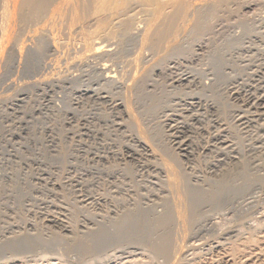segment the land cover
I'll return each instance as SVG.
<instances>
[{
	"label": "rangeland",
	"instance_id": "obj_1",
	"mask_svg": "<svg viewBox=\"0 0 264 264\" xmlns=\"http://www.w3.org/2000/svg\"><path fill=\"white\" fill-rule=\"evenodd\" d=\"M140 9L141 8L139 7H136V9L133 8L132 11L128 13L129 15L127 17H134L137 18L140 22L142 21L145 23L144 20L146 16L142 13V11L140 12ZM261 11L262 12H258V14L255 15L252 12L243 16L235 14L220 15L222 18H220L221 20L218 18L219 20L217 19L215 21L213 32H211L212 30H210L209 32L204 31L203 35H206L203 36V38L198 39L196 42H193V40H191L189 41L190 43L188 42L189 45L188 43L183 45L184 48H186L185 46L187 45L189 47L191 46V51L187 46L186 51H184V48V50H182L184 53L181 52L179 55L173 56V58L169 59L168 61L166 60V62H160V64L159 60L156 59L155 56L150 54L151 56H153L151 57L149 56L150 52L145 51V53L147 54H145V57L147 58L145 59L144 57L143 61L138 63V66L134 64L132 65V62L134 63V61L136 60L135 58L139 54L138 52L140 51V45L137 44L134 40L126 41L125 47L123 46L124 49L121 48L115 51V55H113L114 59L113 57L108 58L105 60V63L104 61H102L101 64L99 63L100 67L102 68H104L103 66L108 65L112 68L111 69L109 67L111 71H116V73L119 72L118 81L120 82H118L114 86L106 88H104V82L101 77H96L97 79L95 78V76H98L96 71L99 69V66H95L94 69L93 65L95 64H92L91 66L89 62V66L86 64L82 67L78 66V68L76 69L75 66L69 65V63L76 59L78 55L74 52V50L68 51V41H65L67 42L65 43L61 38V40H59L61 42L56 41V43L59 42V45L61 47L60 52L62 54L60 56H57L58 53L54 55L52 54L53 52H49L50 50L54 51V48H51L54 42L52 39L53 37L49 35L50 33L52 35V32H50L52 31L51 26H45L44 29L47 30H44L42 27L40 30L39 27H37L36 32L37 35L39 34L38 36L41 38L40 43L49 45V47L47 46L46 50H44V48H42V50H39L36 45L33 46L35 50L32 49V53H34L35 56L31 53V57L27 59V63L25 66L26 68L24 70L25 74H27L28 76L24 75L22 68V70L20 71V73L22 74H19L18 76L16 73V78L18 76L17 81H15L16 78H14L15 80H12L15 76H13V74H15V72L17 71L15 70V68L17 69V63L8 62L2 64L0 67V264H163V260L159 259L160 257L155 258L156 255L152 252L150 246L148 247L145 241H142L143 244L141 243V241H139L141 240V235H145L141 232L143 231V229H139L138 231L137 229H134V231L130 234L131 237L128 236L129 234L125 235L119 233V235L121 234L119 239V235L116 236V238L113 237V240H111V242L109 241L107 243L101 244L102 247L98 245L100 248H97L98 246H95L90 236L92 229H94L96 225L95 221L92 222L93 218L92 215H90L92 212H95V208L88 205V196H95L98 198L106 197V200H109L107 203H111L108 205L110 209L107 205H105V209V207H103L104 204L101 203L103 204V206L96 207L98 210L96 212L102 214L103 212L101 211L103 208V210L105 209V213L103 214H106L107 210L109 209L110 212L109 210L108 212L110 217L108 221L112 220L113 224H115L112 225V221L110 223H106L108 226H110H107L108 228H113L114 230L117 222V214L119 215L121 211L123 212L121 206L116 205L118 206L117 208L114 205L117 200H120L119 198L122 197V200H128L129 198L130 200H133V197L134 199L137 198L140 202L139 204H141V206H144H142L143 210H146L149 206L148 204H151L148 199L154 196V194L157 195L159 193H162L161 190L168 191V189H162L163 185H165L166 183L165 180L167 178H165V176L160 177L157 173L156 168H153L154 162L156 161H153L152 158L149 159V157H147V153L140 150L141 148L134 142V139L136 138L135 136H139L140 134L137 131L142 130V134L146 133L144 134V136L142 134L141 135L145 139H147V141L150 140L152 142L153 138L154 140L157 139L155 140V142L158 147L156 146L155 148H157L156 151L158 152V159L161 160L160 162H162L165 151L167 152L168 150V152L172 154H178L175 148L169 142L172 135H174L175 133H173L172 131L173 127L175 125H179V127L183 125L184 127L186 126L185 128H187L188 131V136H186L193 143H195L193 145V149L195 151L194 153H196L195 166L197 165L198 167H196V170L201 168L199 171L197 170L199 173L196 171V175H202L200 176V178H202L201 182L203 180V182L206 183L205 179H208L207 183L214 186L219 184V181L217 180L218 178L220 180V177L218 176V172L213 173V170H211L212 168H209V165L210 167H213L211 164L216 165L219 161H221L220 156H223L220 154L222 152L226 153V149L229 153L232 151V149L226 147H223L224 149H220L222 148L220 146L218 147V149L213 147L212 151L207 153L208 155H202V148L200 147L207 146L208 144L213 145V136H216L217 134L228 137L227 139L232 142L234 148L243 155L244 159L249 162L250 166H255L260 162V164H263L264 167V113L261 112L260 116H258V119L257 116L254 115L255 110L251 109L249 106H246L247 94L250 91H254L253 93H255L258 90L256 92L257 94L264 93V76L260 74L264 69V24L260 22V18L264 16V8L261 7ZM55 15L57 16L55 17ZM55 15V20L59 21L65 19L63 14L59 12H57ZM115 21L113 24H119L118 20ZM143 25L144 24H142L141 27H144ZM41 31L43 33H41L40 35L39 32ZM46 31L48 34H44V32ZM87 31L94 32L95 29L88 28ZM102 32L106 33L105 31ZM102 32L101 34L97 32V40H103L105 42L108 41L109 37L107 33L104 35ZM73 37L76 41L75 42L73 40L71 42L72 44H74L73 47L75 46L76 49H81V32L76 33ZM42 39L44 41H42ZM63 39L67 40L64 35ZM260 39H262V41ZM111 42L113 43V41ZM31 44L33 45L34 43H30L29 49L32 46ZM199 45H201L206 51L204 49L202 51H198L197 46ZM115 48H117V45ZM122 49L123 51H121ZM187 49L190 51V53L189 51H187ZM185 52H187L188 54ZM116 53H118L119 55ZM116 55H118V57ZM65 59L71 62H64ZM127 60L131 61H129L128 64L133 67L130 66L129 68V66L126 64ZM154 60H158L156 61L158 63L154 62ZM239 62L240 64H238ZM44 64L48 65L49 67H46V65ZM56 66L59 67V72L56 70ZM127 66L129 70H127ZM135 67H139L140 69H135ZM147 69L149 75L146 74ZM54 70L56 71L54 72ZM94 71L96 73H93ZM141 72L143 73L142 76ZM58 73L60 74L58 75ZM43 74H45L46 77ZM182 74L188 75L192 79L195 78L194 80H190L188 82H195L193 84L188 82L185 83V81L184 83H180L178 80L183 76ZM22 75L23 78L21 79ZM50 75L53 78L48 77ZM60 75L63 77V79ZM24 76L26 77V79ZM75 76H78L81 80L78 77L74 79ZM82 76H85L86 78H82ZM89 76L91 78H89ZM176 76L179 78H176ZM57 77L59 78V80ZM137 77L139 78L137 79ZM19 78L20 80H18ZM46 78L48 81L46 80ZM67 78H70L73 81H70V79ZM86 79L90 81L91 84L86 81ZM98 79H100V82L97 81ZM140 79L143 81H140ZM40 80L41 83H39ZM56 80L59 82H57ZM65 80L67 82H64ZM13 81L15 83L17 82V87L14 85ZM20 81L21 84H19ZM139 81L141 84L138 83ZM177 81L180 84L177 83ZM44 82L47 83L49 87ZM56 82L57 84H59V86L56 84ZM96 82L100 83V85ZM55 84L57 86L54 88ZM78 84L79 86L77 87ZM14 86L17 88V90L14 88ZM132 86L134 88H132ZM208 86L210 87V89ZM90 87L94 92H96L100 87V89L98 90L99 93H97L98 91L96 92L97 94L94 92L93 93L97 96L106 94L107 96L105 97H107L108 103L107 101H100L97 99L95 100L89 98L88 96H81L78 94L79 92L86 90L92 92ZM138 87H143V90L141 88L137 89ZM131 88L133 89L132 92H134V94L132 95L133 103L135 104L131 105L134 106L131 107V110H133L134 112H132L133 116L129 117L130 115H125L123 109H121L120 107L118 108V105L120 103H123L124 105L125 103H127L126 101L128 100L125 95L128 93H132L130 90ZM205 88L207 90H205ZM232 88L234 89V91L239 92V95L235 96L236 98L232 96V93H230ZM182 89L184 92L182 91ZM17 91L18 93H16ZM72 91L74 92L72 93ZM20 92H22L21 95L24 96L19 98ZM146 95L147 97H145ZM10 96L12 97V99ZM19 99H24V101L20 103V101H18ZM191 102L194 104V106H192L193 104H191ZM197 102H199L201 105L199 103L195 105V103ZM149 104L153 106L151 107ZM148 108L152 111H150ZM168 114H170V116H168ZM134 116H136L137 118ZM238 116L248 117V119L252 120L251 124L249 126L241 125V123L237 120ZM128 117L129 119H127ZM92 118H94V120ZM101 118H103L104 120H102ZM131 118L133 119L134 124L132 123ZM84 122L85 124H83ZM138 123L139 126L136 125ZM170 126L172 128H170ZM150 133L155 135L153 136ZM257 133L259 134L257 135ZM101 136L103 137L101 138ZM210 136L212 137V139ZM103 141H106L105 144L108 142L107 145L109 144L108 148L110 149L111 154L108 155L109 158L107 159V164L105 162H101V164L103 165L102 167H100L101 164L94 161L92 155L97 154L98 152H103V149L101 147V145L104 143ZM159 141L162 143H159ZM160 145H163L164 148H160ZM130 146L133 147L132 149L138 151V156L134 159L128 158V155L125 152V148ZM164 149L166 150L164 151ZM179 160L181 162H178V159L176 161L179 163L178 166H176L177 164H175V162L173 161H171L172 164H170H174L173 166L179 168L177 169L178 171L185 172L187 169L186 163L181 157L179 158ZM229 163L226 162L224 165L221 164L222 167H220L227 169L229 167ZM254 166L251 167L253 168ZM263 167L260 168L261 170L256 169L260 171H257V173L255 170H252L254 171V174H264ZM108 168H110L111 171ZM208 169L210 170V172L216 175L211 176L212 173L208 172ZM107 170H109L108 173ZM113 170L115 172H113ZM201 170L203 174L200 172ZM96 172H99V176L98 174H96ZM106 174L108 177L106 176ZM95 175H97V177ZM203 175H205L206 177ZM154 176H158L163 179H157L154 178ZM159 179L160 182H158ZM121 181L123 182L121 183ZM129 181L131 182L129 183ZM162 181L163 183H161ZM214 181L217 183L216 185ZM160 185L162 187H160ZM256 185L253 186L255 189L253 187H249L247 188V190L245 189V195L240 193L235 194L234 190H228L229 194H227V199L224 200L221 206H218L217 208L211 207L210 209L208 205L207 206L209 208L205 206L206 215L203 219H201L200 222H198L199 224H196L197 226L194 227L195 231L194 229H192V234H189V236L185 238L184 251L185 248L186 251L183 252V257H180L182 258V260L179 259L180 261L178 260L176 264H216L217 262L215 261V255H217L216 246L218 242L225 244L227 242V244L229 243L230 245H232V243H238L240 241H243V239H249V236L250 238L251 236H253L252 239H257V237L258 239H260L261 237H263L264 183L262 184L261 182L257 186ZM121 186L125 188L122 189ZM131 187L135 188L134 191H132L133 188ZM144 187L146 188L144 189ZM155 187L157 188L158 193L155 190ZM145 190H147V192ZM108 192L110 193V195ZM132 192H134V195H132ZM140 192H142V195L140 194ZM143 192H145L146 194ZM143 194H145L146 197ZM149 195L152 196H150L149 198ZM110 196L114 200L117 198V200L112 203L114 200H112ZM140 196L145 198L142 199V197ZM113 206H115L114 208L116 210L112 208ZM219 207H221L222 209ZM50 218L62 220L66 222L65 224L68 227L72 226L71 228H73V230L76 229L73 234L76 236L68 234L62 228L55 227L52 224H49L47 221ZM90 218L92 220H90ZM98 220H100V218H98ZM78 230L81 231L79 232ZM224 232L226 234H223ZM227 234L231 236V239ZM37 235H39L40 239L43 240L42 242L35 240ZM123 235H125L126 237L124 236L125 238H122ZM235 235H237L239 238L235 237ZM87 236H89L88 240H86ZM225 237L226 239L228 237L229 238L226 240ZM229 239L231 240V242H229ZM33 240L35 242H33ZM223 240L225 241L223 242ZM89 242L91 243V245L89 244ZM85 245L86 247H84ZM95 247L96 249H94V251L93 248ZM91 249L93 250V253ZM87 250L89 252H87L88 255L85 254ZM188 252L191 253L189 254L191 255L192 259L190 258ZM146 253L148 254L146 255ZM186 254L188 255L186 256ZM263 254L264 252L262 253V261H264ZM192 255L194 256V258Z\"/></svg>",
	"mask_w": 264,
	"mask_h": 264
},
{
	"label": "bare ground",
	"instance_id": "obj_2",
	"mask_svg": "<svg viewBox=\"0 0 264 264\" xmlns=\"http://www.w3.org/2000/svg\"><path fill=\"white\" fill-rule=\"evenodd\" d=\"M141 8L140 12L142 11L143 14H145L146 18H145V23L144 22H140L137 18L134 17H127L130 11H132L133 8L136 9V7ZM261 7L264 8V0H0V67L2 64L8 63V62H13V63H17V69L15 68V70H17L15 72V74H13V79L16 78V73L19 76L20 71L23 68V72L24 75L28 76L27 74H25V66L27 63V59L31 57V53H32V49H34V45H36V47L39 50H42V48H44V50L47 49V46L49 47V45H45V44H41V38L37 35L36 32V28L39 27V29L41 30V27L44 29L45 26L49 25L51 26V30L50 32H52L49 34L51 37H53V44L51 46V48H54V51H49V52H53L52 54L57 56L61 55L62 53L60 52V45H59V40L62 39V41H68L67 47H68V51H73L78 55L76 57V59H74L72 62L71 61H67V59L64 60L67 61V63H69V65H73L75 66V68L77 69L78 66L82 67L83 65H88L89 62L92 66L93 65L94 69L95 66L98 67L97 69V75L95 76V78L97 77H101L103 79V85L106 87H110V86H114L116 85L118 82V74L119 72L116 73L110 70V66L105 65L103 66L104 68L100 67V64L102 63V61L108 59V58H112L113 55H115V51H117V49H121L123 48V46L125 47V42L129 41V40H134L137 44L140 45V51L138 52V56L136 57L135 55V61L134 63L132 62V65H136L138 66V63L143 61L144 57H145V51H149V56L153 55L156 57V59L159 60V64L160 62H166V60L168 61L169 59L173 58V56L175 55H179L181 52H183L182 50L186 51L187 46L189 45V41L193 40V42L197 41L198 39L203 38V36H205L207 32H205L203 35L204 31H210L211 32L214 31V25H215V21L219 18H222L220 15H225V14H235V15H246L250 12H252L254 15L258 14V12H262L261 11ZM59 12L61 14H63L65 19L62 20H55L54 19V15ZM251 13V14H252ZM250 14V15H251ZM59 15V14H58ZM57 15H55L56 17ZM220 16V17H219ZM253 16V15H252ZM263 16V15H262ZM59 17V16H58ZM245 17V16H244ZM248 18V17H247ZM253 18V17H252ZM61 19V18H59ZM218 19V20H219ZM115 20L119 21V24L115 25L113 24ZM221 20V19H220ZM116 22V21H115ZM260 22L262 24H264V16L260 18ZM144 24V27H141V25ZM228 26V25H227ZM230 26V25H229ZM237 26V25H236ZM213 27V28H212ZM240 27V26H239ZM88 28H94L95 31L94 32H89L87 31ZM260 28V27H259ZM42 29V30H43ZM216 29V28H215ZM47 30V29H44ZM102 31H105L109 37L108 41H99L97 40V35L99 32L101 34ZM255 31V30H254ZM78 32H81L82 34V39H81V43H82V48L81 49H76V47L72 44L71 42L74 40V35ZM237 32V31H236ZM40 35L41 33H43L42 31L39 32ZM47 33L44 32V34ZM103 33V32H102ZM106 33H103L104 35ZM48 34V33H47ZM100 34H99V38H100ZM102 34V35H103ZM211 34V33H210ZM259 34V33H257ZM63 35L67 38V40L63 39ZM49 36V37H50ZM227 36V35H226ZM81 37V36H80ZM102 37H106V36H102ZM61 38V39H60ZM98 38V39H99ZM208 38V37H207ZM219 40V38H218ZM262 41V39H260ZM42 41H44L42 39ZM47 41V40H46ZM56 41H59L58 43H56ZM75 41V40H74ZM113 41V43L111 42ZM231 41V40H230ZM234 41V40H233ZM240 41V40H239ZM76 42V41H75ZM74 42V43H75ZM189 42V43H188ZM192 42V43H193ZM251 42V41H250ZM30 43H34L30 49H29V45ZM67 43V42H65ZM79 43V42H78ZM108 43V44H107ZM187 46H185L186 48H184V44H187ZM191 43V44H192ZM244 43V42H243ZM47 44V43H46ZM234 44V43H233ZM238 44V43H237ZM252 44V43H251ZM116 47L117 45V48ZM232 45V44H231ZM135 46V45H134ZM241 46V45H240ZM247 46V45H246ZM33 47V48H32ZM136 47V46H135ZM189 47V46H188ZM198 47V51H202L204 48L199 45ZM36 48V49H37ZM184 48V49H183ZM192 48L191 46L189 47V49ZM124 49V48H123ZM123 49L121 51H123ZM217 49V46H216ZM241 49V48H240ZM31 50V51H30ZM35 50V49H34ZM33 50V51H34ZM49 50V49H48ZM78 50V51H77ZM193 50V49H192ZM205 50V49H204ZM187 51H189L187 49ZM191 51V49H190ZM189 51V53H190ZM206 51V50H205ZM214 51V50H213ZM212 51V52H213ZM38 52V51H36ZM45 52V51H44ZM125 52V50H124ZM123 52V53H124ZM133 52V51H132ZM131 52V53H132ZM137 52V51H136ZM47 53V52H46ZM60 53V54H59ZM144 53V56H143ZM148 53V52H147ZM184 53V52H183ZM187 53V52H185ZM208 53V52H207ZM216 53V52H215ZM34 55V53H32ZM36 54V53H35ZM42 54V52H41ZM39 54V55H41ZM118 54V53H116ZM135 54V53H134ZM151 54V55H150ZM188 54V53H187ZM244 54V53H243ZM32 55V56H33ZM37 55V54H36ZM119 55V54H118ZM118 55H116L118 57ZM147 55V54H146ZM35 56V55H34ZM73 56V55H72ZM115 56V58H116ZM151 56V57H153ZM234 56V55H233ZM238 56V55H237ZM40 57V56H39ZM129 57V56H128ZM134 57V55H133ZM142 57V58H141ZM147 57H145L146 59ZM40 59V58H39ZM42 59V58H41ZM59 59V58H56ZM114 59V57H113ZM132 59V58H130ZM154 59V58H153ZM176 59V58H175ZM232 59V58H231ZM245 59V57H244ZM61 60V59H60ZM72 60V59H71ZM156 60V61H158ZM201 60V59H200ZM261 60V59H260ZM45 61V60H43ZM113 61V60H111ZM130 61V60H129ZM127 60V65L130 66L128 64L129 62ZM146 61V60H145ZM149 61V60H148ZM152 61V60H151ZM154 60V62H156ZM244 61V60H243ZM250 61V60H249ZM110 62V60H109ZM131 62V61H130ZM150 62V61H149ZM190 62V61H189ZM202 62V61H201ZM260 62V61H259ZM31 63V62H30ZM36 63V62H35ZM46 63V62H44ZM100 63V64H99ZM158 63V62H156ZM188 63V62H187ZM219 63V62H218ZM235 63V61H234ZM43 64V63H42ZM107 64V63H106ZM125 64V65H126ZM143 64V63H142ZM147 64V62H146ZM170 64V63H169ZM201 64V63H200ZM203 64V63H202ZM227 64V63H226ZM240 64V62L238 63ZM46 65V64H44ZM194 65V64H193ZM48 65H46L47 67ZM89 66V65H88ZM87 66V67H88ZM127 66V68H128ZM149 66V65H148ZM160 66V65H159ZM176 66V65H174ZM251 66V65H250ZM49 67V66H48ZM55 67V66H54ZM53 67V68H54ZM86 67V66H85ZM110 67V68H109ZM133 67V66H131ZM140 67V65H139ZM139 67H137L138 69H140ZM151 67V66H150ZM156 67V66H154ZM158 67V66H157ZM233 67V66H232ZM240 67V66H239ZM58 68L56 66V70L58 71ZM61 68V67H60ZM92 68V69H93ZM115 68V67H114ZM126 68V69H127ZM129 68L127 70H129ZM135 67V69H137ZM146 68V66H145ZM161 68V67H160ZM174 68V67H173ZM187 68V67H186ZM210 68V67H209ZM221 68V67H219ZM2 69V68H1ZM112 69V68H111ZM14 70V69H12ZM48 70V68H47ZM46 70V71H47ZM54 70V72L56 71ZM60 70V69H59ZM114 70V69H113ZM132 70V69H131ZM145 70V69H144ZM31 71V69H30ZM39 71V70H38ZM44 71V72H46ZM53 71V70H52ZM93 71V70H91ZM134 71V70H133ZM136 71V70H135ZM143 71V70H142ZM147 71V75L148 74V69ZM153 71V70H152ZM258 71V70H257ZM13 72V73H14ZM43 72V73H44ZM53 72V73H54ZM59 72V71H58ZM95 71L93 73H96ZM122 72V71H121ZM126 72V71H125ZM145 72V71H144ZM151 72V71H149ZM230 72V71H229ZM249 72V71H248ZM261 72V71H260ZM91 73V72H90ZM92 73V74H93ZM49 74V73H48ZM60 73H58L59 75ZM145 74V75H146ZM195 74V73H194ZM262 76H264V69L263 72L260 73ZM45 76V74H43ZM42 75V76H43ZM47 75V74H46ZM89 75V74H88ZM87 75V76H88ZM95 75V74H94ZM135 75V73H134ZM140 75V74H139ZM138 75V76H139ZM143 75V73L141 72V76ZM175 75V74H174ZM173 75V76H174ZM179 75V74H178ZM183 75V74H182ZM232 75V74H231ZM257 75V74H256ZM17 76V78H18ZM35 76V74H34ZM61 76V75H60ZM72 76V75H71ZM152 76V75H151ZM170 76V75H169ZM25 77V76H24ZM30 77V75H29ZM46 77V76H45ZM53 78L51 75L48 76ZM47 77V78H48ZM59 77V76H58ZM57 77V78H58ZM62 77V76H61ZM68 77V76H67ZM78 77V76H77ZM75 76L74 79L77 78ZM85 77V76H84ZM82 76V78H84ZM94 77V76H92ZM134 77V76H132ZM131 77V78H132ZM136 77V75H135ZM181 77V75H180ZM17 78L15 81H17ZM23 78V75L21 76V79ZM40 78V77H39ZM42 78V77H41ZM46 78V80H47ZM49 78V79H51ZM55 78V79H57ZM65 78V77H64ZM79 78V77H78ZM86 78V77H85ZM88 78V77H87ZM89 78H91L89 76ZM96 78V79H97ZM120 78V77H119ZM139 77H137L138 79ZM147 78V76H146ZM149 78V77H148ZM176 78H179L176 76ZM26 79V77H25ZM38 79V78H37ZM43 79V78H42ZM41 79V80H42ZM61 79V78H60ZM63 79V77H62ZM70 79V78H67ZM80 79V78H79ZM93 79V78H92ZM136 79V80H137ZM195 78H191L188 75H183L179 80L180 83H185L190 81V80H194ZM247 79V78H246ZM20 80V78L18 79ZM39 80V79H38ZM41 80L39 83H41ZM45 80V79H44ZM43 80V81H44ZM59 80V78H58ZM81 80V79H80ZM79 80V82H80ZM83 80V79H82ZM100 79H98L97 81H99ZM133 80V79H132ZM147 80V79H146ZM145 80V81H146ZM197 80V79H196ZM11 81V80H10ZM48 81V80H47ZM54 81V80H52ZM57 81V80H56ZM70 81H73L70 79ZM86 81H88L86 79ZM95 81V80H94ZM140 81H143L140 79ZM140 81L138 82L139 84ZM152 81V80H151ZM177 81V83H179ZM14 82V81H13ZM19 82V81H18ZM27 82V81H25ZM46 82V81H45ZM44 82V83H45ZM59 82V81H57ZM56 82V84H57ZM64 82H67L66 80ZM90 84L91 82L88 81ZM100 82V81H99ZM129 82V81H128ZM161 82V81H160ZM193 82V81H192ZM195 82V81H194ZM193 82V83H194ZM17 83V82H16ZM16 83L14 82V85L17 87L18 85H16ZM43 83V84H44ZM71 83V82H70ZM74 83V82H73ZM77 83V82H76ZM75 83V84H76ZM83 83V81H82ZM87 83V82H86ZM95 83V82H94ZM98 83V82H96ZM102 83V82H101ZM130 83V82H129ZM135 83V82H134ZM145 83V82H144ZM147 83V82H146ZM162 83V82H161ZM179 83V84H180ZM191 83V82H188ZM191 83V84H193ZM206 83V82H205ZM21 84V81L20 83ZM47 84V83H45ZM54 86V88L59 84H57ZM63 84V83H61ZM93 84V83H92ZM100 85V83H98ZM123 84V83H122ZM136 84V83H135ZM143 84V83H142ZM243 84V83H242ZM42 85V84H41ZM48 85V84H47ZM54 85V84H53ZM69 85V84H68ZM133 85V83H132ZM137 85V84H136ZM187 85V84H186ZM4 86V85H3ZM14 86V88L17 90V88ZM43 86V85H42ZM74 86V85H73ZM79 86V84L77 85V87ZM86 86V85H85ZM96 86V84H95ZM119 86V85H118ZM138 86V85H137ZM144 86V85H141ZM154 86V85H153ZM205 86V85H204ZM213 86V85H212ZM5 87V86H4ZM49 87V85H48ZM53 87V86H52ZM101 87V86H100ZM100 87L98 88V90L100 89ZM136 87V86H135ZM146 87V86H145ZM145 87H144V91H145ZM209 87V86H208ZM214 87V86H213ZM252 87V86H251ZM2 88V87H1ZM88 88V87H87ZM86 88V89H87ZM120 88V87H119ZM130 88V87H129ZM132 88H134L132 86ZM130 89L131 92L133 89ZM141 87H138L137 89H139ZM143 88V87H142ZM141 88V89H142ZM203 88V87H201ZM207 88V87H206ZM205 88V90H207ZM258 88V87H257ZM19 89V88H18ZM75 89V88H74ZM80 89V88H79ZM89 89V88H88ZM91 89V87H90ZM102 89V88H101ZM140 89V90H141ZM210 89V87H209ZM216 89V88H215ZM260 89V88H259ZM14 90V89H13ZM15 90V91H16ZM77 90V89H76ZM95 90V88H94ZM97 90V91H98ZM118 90V89H117ZM122 90V89H121ZM120 90V91H121ZM136 90V89H134ZM143 90V89H142ZM147 90V89H146ZM162 90V89H161ZM166 90V89H165ZM192 90V89H191ZM213 90V89H212ZM80 91V90H79ZM92 92L90 91H82V92H77L79 95L81 96H88L91 99H97V100H102V101H107V96L106 94H101V95H96L97 93H99V91L96 93L93 91V89H91ZM101 91V90H100ZM103 91V90H102ZM163 91V90H162ZM183 91V89H182ZM258 91V90H257ZM256 91V92H257ZM261 91V90H260ZM74 91H72L73 93ZM76 92V91H75ZM96 94H94V93ZM105 92V91H104ZM123 92V91H122ZM130 92V91H128ZM136 92V91H135ZM173 92V91H172ZM181 92V91H180ZM184 92V91H183ZM202 92V91H201ZM248 92V90H247ZM254 92V91H253ZM252 91H250L247 94V99H246V106H249L251 109L255 110V116H260L261 112L264 113V93L262 94H257L256 92L253 93ZM262 92V91H261ZM18 93V91L16 92ZM35 93V92H34ZM49 93V92H48ZM164 93V92H163ZM167 93V92H166ZM195 93V92H194ZM222 93V92H221ZM232 96H238L239 92L234 91V89L232 88L231 92ZM22 92H20L19 98L24 96L21 95ZM26 94V93H25ZM108 94V93H107ZM134 92L132 93H128L125 95V97H127V100L125 99V101L127 103H125V105L123 103H120L118 105V108L120 107L121 109H123L124 114L125 115H130L129 117L133 116L134 112L133 110H131V106L133 103V95ZM136 94V93H135ZM150 94V92H149ZM176 94V93H175ZM18 95V94H17ZM145 95V94H144ZM168 95V94H167ZM182 95V94H181ZM228 95V94H227ZM163 96V95H162ZM230 96V95H229ZM11 97V96H10ZM124 97V98H125ZM136 97V96H135ZM138 97V96H137ZM141 97V95H140ZM147 97V95L145 96ZM164 97V96H163ZM173 97V96H172ZM194 97V96H193ZM201 97V96H200ZM14 98V97H13ZM159 98V97H158ZM162 98V97H161ZM236 98V97H235ZM12 99V97H11ZM90 99V100H91ZM123 99V98H122ZM135 99V98H134ZM145 99V98H144ZM10 100V99H9ZM14 100V99H13ZM110 100V99H109ZM140 100V99H139ZM143 100V99H142ZM208 100V99H207ZM12 101V100H11ZM17 101V100H16ZM15 101V102H16ZM18 101L23 102L24 99H19ZM122 101V100H121ZM145 101V100H144ZM158 101V100H156ZM196 101V100H195ZM99 102V101H98ZM139 102V101H138ZM150 102V100H149ZM193 102V101H192ZM191 102V104H193ZM201 102V101H200ZM108 103V101H107ZM141 103V102H140ZM162 103V102H161ZM199 102L195 103L198 104ZM116 104V103H115ZM166 104V103H165ZM190 104V105H191ZM200 104V103H199ZM213 104V103H212ZM16 105V104H15ZM114 105V104H113ZM117 105V104H116ZM139 105V104H138ZM150 105V104H149ZM167 105V104H166ZM201 105V104H200ZM233 105V104H232ZM242 105V104H241ZM9 106V105H8ZM146 106V105H145ZM151 107L153 105H150ZM156 106V105H155ZM158 106V105H157ZM194 106V104L192 105ZM230 106V105H227ZM27 107V106H26ZM148 107V106H147ZM207 107V106H206ZM107 108V107H106ZM194 108V107H193ZM238 108V107H237ZM103 109V108H102ZM109 109V108H108ZM134 109V108H133ZM149 109V108H148ZM156 109V108H155ZM172 109V108H171ZM150 111H152L151 109H149ZM228 110V109H227ZM240 110V109H239ZM238 110V111H239ZM131 111V112H130ZM146 112V111H145ZM149 112V111H148ZM100 113V112H99ZM107 113V112H106ZM110 113V112H109ZM132 113V114H131ZM151 113V112H150ZM157 113V112H156ZM195 113V112H194ZM155 114V113H154ZM175 114V113H174ZM230 114V113H229ZM244 114V113H243ZM104 115V114H103ZM102 115V116H103ZM135 115V114H134ZM167 115V114H166ZM126 116V117H127ZM138 116V115H137ZM163 116V115H162ZM168 116H170V114H168ZM247 116V115H245ZM243 117V116H238V122L241 123V125H250L251 121L250 119H248V117ZM251 116V115H250ZM263 116V114H262ZM261 116V117H262ZM87 117V116H86ZM129 117L127 119H129ZM136 117V116H134ZM133 117V118H134ZM146 117V116H145ZM219 117V116H218ZM105 118V117H104ZM137 118V117H136ZM135 118V119H136ZM155 118V117H154ZM168 118V117H167ZM173 118V117H172ZM233 118V117H232ZM250 118V117H249ZM256 118V119H257ZM94 120V118H92ZM102 120H104L103 118H101ZM122 119V118H121ZM126 119V121H127ZM132 119V118H131ZM130 119V120H131ZM134 119V120H135ZM141 119V118H140ZM174 119V118H173ZM217 119V118H216ZM255 119V118H254ZM259 119V118H258ZM90 120V119H89ZM99 120V119H98ZM123 120V119H122ZM101 121V120H100ZM125 121V122H126ZM133 123V119L131 120ZM163 121V120H162ZM168 121V120H167ZM87 122V121H85ZM85 122L83 124H85ZM96 122V121H95ZM107 122V121H106ZM122 122V123H125ZM148 122V121H147ZM156 122V121H155ZM154 122V123H155ZM134 124V123H133ZM131 124V125H133ZM144 124V123H143ZM256 124V123H255ZM104 125V124H103ZM137 126H139V123L136 124ZM178 125V124H177ZM210 125V124H209ZM136 126V127H137ZM254 126V125H253ZM143 127V126H142ZM186 127V126H185ZM184 125L183 126H174L172 131L174 133V135H172L171 140L169 141L171 143V145L175 148V150L177 151L178 154H172L170 152L165 151L166 149H164V158L162 159L163 161L160 162L161 160L158 159V152L156 151L157 148H155L156 146L158 147V145H156V142L154 138L152 139V142L150 140L147 141V139H145L143 136L144 134L141 133V131H137L139 132V136H135L136 138L134 139V142L136 144H138V146L141 148L140 150L144 151L145 153H147V157L152 158L153 161L155 160L156 162H154V166L153 168H156L158 175L161 176H165V178H167L165 180V185H163V187L160 185V187H162V189H168V191H163L161 190L162 193H159L157 195L154 194V196H152L150 199H148L150 201L151 204H148L146 207V210H143L141 204H139L140 202L138 201V199H134V197L132 195H134V192H132V197L133 200H130V198L124 199L122 200V197L119 198L120 200H117V198L115 200H117L115 202L114 199H112V197L110 196V198L112 200H114L112 203L115 202V206L119 205L122 207L123 212L121 211L119 213V215L117 214V222H116V227L113 228H108L110 226L107 225L106 222L110 223L112 220H109V212H110V208H109V204L111 203H107L108 201L106 200L107 198H98L95 196H88V205H90L91 207L93 206L95 208V212H92L90 215H92L93 221H95V227L94 229H92L91 232V239L93 241V243L95 244V246L97 247L98 245L101 246V244L103 243H107V242H111V240H113V237L116 238V236L119 235V233L121 234H125L131 237V233L134 231V229L137 231L139 229H143L142 234H145L144 236L141 235V243L142 241H145L146 244L148 245V247L150 246V248L152 249V252L157 256H155V258H159L163 260V264H176L177 261L179 259L182 260V258H180L181 256L183 257V252L184 251V242H185V238L187 236H189V234H192V229H194V227H196L197 223L201 221V219L204 218V216L206 215V207L205 206H209L210 209L211 207H218L221 206L222 202H224V200L227 199V194L228 190H234L235 194L236 193H240V194H244L245 189L247 190V188L249 187H253L256 184L258 185L259 183L262 182V184L264 183V174H256L258 170H261L260 168L263 167V164H260V162L257 165H251L254 166L253 168L250 166L249 162H247L243 155L238 152V150H236L234 148V145L232 144L231 141H229L227 138L223 135L217 134L216 136H213V145H207L200 148H202V155H206L208 152L212 151V148L215 147L218 149V147H222L220 149H224L226 148H230L232 149L231 152H227L226 149V154L225 152H222L220 155L221 161H219L216 165L211 164L213 167L211 170H213V173L218 172L219 173V177L220 180L218 178L217 181H219V184L216 185L217 183L214 181L215 185H211L209 183H207V180L205 179L206 183L201 182L200 176L202 175H196V171L200 170L197 169L195 166V162H196V156L194 153V149H193V145L195 143H193L190 139H188V131L187 128H185ZM225 127V126H224ZM230 127V126H229ZM255 127V126H254ZM138 128V127H137ZM170 128H172L170 126ZM217 128V127H215ZM227 128V126H226ZM253 128V127H252ZM107 129V128H106ZM139 129V128H138ZM141 129V128H140ZM230 129V128H229ZM128 130V129H127ZM219 130V128H218ZM225 130V129H224ZM252 130V129H251ZM256 130V129H255ZM133 131V130H132ZM257 131V130H256ZM110 132V131H109ZM144 132V130H143ZM160 132V131H159ZM230 132V131H229ZM103 133V132H102ZM220 133V132H219ZM99 134V132H98ZM115 134V133H114ZM127 134V133H126ZM143 136H142V135ZM152 134V133H150ZM234 134V133H233ZM259 133H257L258 135ZM52 135V134H51ZM103 135V134H102ZM153 135V134H152ZM155 135V134H154ZM153 135V136H154ZM187 135V136H186ZM256 135V136H257ZM263 135V134H262ZM106 136V135H105ZM237 136V135H236ZM103 136H101L102 138ZM116 137V136H115ZM150 137V136H149ZM169 137V136H168ZM211 137V136H210ZM259 137V136H258ZM80 138V137H79ZM105 138V137H104ZM114 138V137H113ZM118 139V138H117ZM169 139V138H168ZM197 139V138H196ZM212 139V137H211ZM259 139V138H258ZM104 140V139H103ZM75 141V140H74ZM261 141V140H260ZM263 141V140H262ZM94 142V141H93ZM104 142V141H103ZM106 142V141H105ZM105 142L101 145L103 152H98L97 154H93L92 157L94 159V161L99 162L101 164V162H108L107 159L109 158L108 155L111 154L110 149L108 148L107 143L105 144ZM159 143H162L159 141ZM204 143V142H203ZM262 143V142H261ZM264 143V142H263ZM262 143V144H263ZM134 144V143H133ZM207 144V142H206ZM235 144V143H234ZM248 144V143H247ZM250 144V143H249ZM95 145V144H94ZM124 145V144H123ZM236 146V145H235ZM238 146V145H237ZM249 146V145H248ZM110 147V146H109ZM137 147V146H136ZM160 148L163 147V145L159 146ZM172 147V148H173ZM224 147V148H223ZM244 147V146H243ZM108 148V149H107ZM133 147H126L125 148V152L128 155V158L130 159H134L135 157L138 156V151L132 149ZM164 148V147H163ZM173 148V149H174ZM195 148V147H194ZM197 149V148H196ZM244 149V148H243ZM159 150V148H158ZM162 150V149H161ZM215 150V149H213ZM229 150V149H228ZM255 150V149H254ZM163 151V150H162ZM174 151V150H173ZM221 151V150H219ZM224 151V150H222ZM244 151V150H243ZM123 152V151H122ZM143 152V153H144ZM217 152V151H216ZM246 152V151H245ZM258 153V152H257ZM256 153V154H257ZM115 154V153H114ZM260 154V153H259ZM145 155V154H144ZM160 155V154H159ZM208 155V154H207ZM122 156V155H121ZM116 157V156H115ZM160 157V156H159ZM182 158L185 163H186V171L185 172H181L178 171L175 166L171 165V161L175 162V164H177L176 166H178V162H181L179 160V158ZM198 157V156H197ZM211 157V156H210ZM63 158V157H62ZM113 158V157H112ZM122 158V157H121ZM166 161H165V160ZM178 159V162H176ZM170 160V161H169ZM211 160V159H210ZM213 160V159H212ZM259 160V159H258ZM199 161V160H198ZM150 162V161H149ZM229 163V167L226 169L221 168V164H225V163ZM171 163V164H170ZM199 163V162H198ZM262 163V162H261ZM107 164V163H106ZM197 164V163H196ZM253 164V163H251ZM260 164V165H259ZM99 165V164H97ZM103 164H101L100 167H102ZM127 165V164H126ZM183 166V165H182ZM221 166V167H220ZM149 167V166H148ZM224 167V166H223ZM227 167V166H226ZM99 168V167H98ZM106 168V167H105ZM117 168V167H116ZM142 168V167H141ZM198 168V167H197ZM100 169V168H99ZM98 169V171H99ZM102 169V168H101ZM104 169V166H103ZM102 169V170H103ZM110 169V168H108ZM256 171V173L254 174V171ZM258 169V170H256ZM264 169V167H263ZM203 170V169H202ZM202 170L200 171L202 173ZM209 170V169H208ZM101 171V170H100ZM105 171V170H104ZM111 171V169H110ZM154 171V170H153ZM197 171V172H198ZM253 171V172H252ZM263 171V170H262ZM109 172V170H107V173ZM113 172H115L113 170ZM117 172V171H116ZM131 172V171H130ZM139 172V171H138ZM142 172V171H141ZM210 172V170L208 171ZM260 172V171H258ZM102 173V172H101ZM104 173V172H103ZM199 173V172H198ZM212 173V172H210ZM211 174L212 175H216V174ZM217 173V174H218ZM264 173V171H263ZM96 174H98L99 176V172ZM133 174V173H132ZM156 174V173H155ZM203 174V173H202ZM209 174V173H208ZM206 174V175H208ZM63 175V174H62ZM76 175V174H75ZM112 175V174H111ZM125 175V174H124ZM130 175V174H129ZM97 177V175H95ZM103 176V175H102ZM101 176V177H102ZM107 176V174H106ZM205 176V175H203ZM210 176V175H209ZM210 176V177H211ZM75 177V176H74ZM108 177V176H107ZM110 177V176H109ZM158 176H154V178H160ZM206 177V176H205ZM99 178V177H98ZM118 178V177H117ZM161 180L163 178H160ZM160 179L158 182H160ZM197 179V180H196ZM204 179V177H203ZM214 179V178H213ZM96 180V179H95ZM125 180V179H124ZM123 180V181H124ZM133 180V179H132ZM131 180V181H132ZM109 181V180H108ZM121 181V183L123 182ZM129 181V183L131 182ZM156 181V180H155ZM164 181V180H163ZM163 181L161 183H163ZM213 181V180H212ZM125 182V181H124ZM133 182V181H132ZM157 182V183H158ZM201 182V183H200ZM37 183V182H36ZM60 183V182H59ZM108 183V182H107ZM99 184V183H98ZM112 184V183H111ZM124 184V183H123ZM126 184V183H125ZM113 185V184H112ZM133 185V184H132ZM256 185V186H257ZM124 186V185H123ZM136 186V185H135ZM159 186V184H158ZM157 186V187H158ZM230 186V188H229ZM122 187V186H121ZM138 187V186H137ZM152 187V186H151ZM154 187V186H153ZM232 187V189H231ZM36 188V187H35ZM101 188V187H100ZM125 187H122V189ZM132 191H134V187ZM139 188V187H138ZM146 187H144L145 189ZM156 188V187H155ZM254 188V187H253ZM55 189V188H54ZM81 189V188H80ZM92 189V188H91ZM127 189V188H126ZM141 189V188H140ZM150 189V188H149ZM164 189V190H165ZM255 189V188H254ZM117 190V189H116ZM152 190V189H151ZM154 190V189H153ZM157 191V188L155 189ZM154 190V191H155ZM106 191V190H105ZM108 191V190H107ZM139 191V190H138ZM147 192V190H145ZM99 192V191H98ZM112 192V191H111ZM149 192V191H148ZM160 192V191H159ZM166 194H165V193ZM232 192V191H231ZM230 192V193H231ZM233 192V193H234ZM247 192V191H246ZM107 193V192H106ZM109 193V192H108ZM114 193V192H113ZM112 193V194H113ZM121 193V192H120ZM119 193V194H120ZM139 193V192H137ZM136 193V194H137ZM142 192H140L141 194ZM145 193V192H143ZM151 193V192H150ZM154 193V192H153ZM152 193V194H153ZM158 193V191H157ZM73 194V193H72ZM103 194V192H102ZM135 194V195H136ZM146 194V193H145ZM145 194H143L145 196ZM162 194V195H161ZM256 194V193H255ZM19 195V194H18ZM110 195V193H109ZM108 195V197H109ZM124 195V194H123ZM142 195V194H141ZM148 195V194H147ZM245 195V194H244ZM100 197V196H99ZM142 197V196H140ZM146 197V196H145ZM145 197H142V199H144ZM236 197V196H234ZM75 198V197H74ZM98 198V199H97ZM125 198V197H124ZM238 198V197H237ZM20 199V198H19ZM109 199V198H108ZM110 199V200H111ZM132 199V198H131ZM235 199V198H234ZM81 200V199H80ZM140 200V198H139ZM84 201V200H83ZM231 201V199H230ZM144 202V201H143ZM142 202V203H143ZM229 202V201H227ZM241 202V201H240ZM251 202V201H250ZM53 203V202H52ZM103 203V204H101ZM233 203V202H232ZM146 204V202H145ZM33 205V204H32ZM105 205L108 206V210L105 213ZM227 205V204H226ZM230 205V204H229ZM22 206V205H21ZM86 206V205H85ZM105 207V209L102 211V214L97 213L96 211L97 208L96 207ZM112 206V205H111ZM115 206H113L112 208H114ZM207 206V207H208ZM225 206V205H224ZM248 206V205H247ZM118 208V206H116ZM144 207V206H143ZM208 207V208H209ZM251 207V206H250ZM221 208V207H219ZM240 208V207H239ZM115 209V208H114ZM113 209V211H114ZM120 209V207H119ZM222 209V208H221ZM220 209V210H221ZM112 210V209H111ZM116 210V209H115ZM31 211V209H30ZM75 211V210H74ZM218 211V209H217ZM239 211V210H238ZM241 211V210H240ZM100 212V213H101ZM29 213V212H28ZM74 213V212H73ZM113 213V212H112ZM117 213V212H116ZM208 213V212H207ZM114 214V213H113ZM112 214V215H113ZM74 215V214H73ZM115 215V214H114ZM226 215V214H225ZM245 216V215H243ZM26 217V216H25ZM225 217V216H224ZM223 217V218H224ZM98 218H100V220H98ZM114 218V217H112ZM225 219V218H224ZM223 219V220H224ZM228 219V218H227ZM16 220V219H15ZM90 220H92L90 218ZM89 220V221H90ZM253 220V219H252ZM24 222V221H23ZM49 224H52L55 227H59L62 228L63 230H65L68 234L73 235L74 231L73 228L68 227L62 220H58L56 218H50L47 221ZM140 222V223H139ZM245 222V221H244ZM229 223V222H228ZM261 223V222H260ZM259 223V224H260ZM115 224V223H114ZM113 221H112V225ZM199 224V223H198ZM204 225V224H203ZM226 225V224H225ZM258 225V224H257ZM108 226V227H107ZM244 226V225H243ZM221 227V226H220ZM219 227V228H220ZM226 227V226H225ZM198 228V227H197ZM196 228V229H197ZM243 228V227H242ZM261 228V227H260ZM91 229V228H89ZM207 230V229H206ZM212 230V229H211ZM228 230V229H227ZM237 230V229H236ZM15 231V230H14ZM20 231V230H18ZM79 231V230H78ZM81 231V230H80ZM79 231V232H80ZM84 231V230H83ZM82 231V232H83ZM195 231V229H194ZM215 231V230H214ZM26 232V231H25ZM77 232V231H76ZM238 232V231H237ZM228 233V232H227ZM58 234V233H57ZM88 234V233H87ZM120 234V235H121ZM223 234H226L225 232ZM234 234V233H233ZM264 234V233H263ZM18 235V234H17ZM36 235V234H35ZM120 235L118 236V239L120 238ZM123 235L122 238L125 236ZM222 235V234H221ZM229 235V234H227ZM250 235V234H249ZM261 235V234H260ZM51 236V235H50ZM76 236V235H73ZM151 236V237H150ZM153 236V237H152ZM204 236V235H203ZM215 236V235H214ZM223 236V235H222ZM226 236V235H225ZM230 236V235H229ZM259 236V235H258ZM87 236V239L88 240ZM126 237V236H125ZM124 237V238H125ZM182 237V238H181ZM192 237V236H191ZM235 237H238L237 235H235ZM253 236H249V239L246 238V240L240 241L238 243H232V245H230L229 243L226 244L225 243H221L218 242L217 246H216V259L215 261L217 262L216 264H264L262 262V253L264 252V236L261 237L260 239H252ZM78 238V237H77ZM86 238V237H85ZM129 238V237H127ZM181 238V239H180ZM208 238V237H207ZM229 238V237H228ZM227 238V239H228ZM239 238V237H238ZM35 239V238H34ZM220 239V238H219ZM226 239V237H225ZM226 239V240H227ZM231 239V236H230ZM229 239V240H230ZM233 239V237H232ZM37 241L42 242L43 240L40 239V236L37 235L36 239ZM70 240V239H69ZM36 241V242H37ZM91 241V240H90ZM116 241V239H115ZM121 241V240H120ZM222 241V240H221ZM225 240H223L224 242ZM235 241V240H234ZM233 241V242H234ZM33 242H35L33 240ZM231 242V240L229 241ZM83 243V242H82ZM117 243V242H116ZM129 243V242H128ZM198 243V242H197ZM37 244V243H36ZM42 244V243H41ZM44 244V243H43ZM89 244L91 245V243L89 242ZM139 244V243H137ZM143 244V243H142ZM145 244V245H146ZM39 245V244H38ZM87 245V244H86ZM86 245L84 247H86ZM89 245V246H90ZM105 245V244H104ZM136 245V244H135ZM192 245V244H191ZM200 246V245H199ZM198 246V247H199ZM202 246V245H201ZM94 247V246H93ZM93 248L94 249H96ZM102 247V246H101ZM62 248V247H60ZM97 248H100L99 246ZM115 248V247H114ZM58 249V248H57ZM70 249V248H69ZM84 249V248H83ZM103 249V248H102ZM188 249V248H187ZM45 250V249H44ZM85 250V249H84ZM93 250L91 249L92 253ZM149 250V249H148ZM75 251V250H74ZM95 251V250H94ZM98 251V249H97ZM96 251V252H97ZM206 251V250H205ZM68 252V251H66ZM88 250L86 251L85 254L88 255ZM94 252V253H96ZM100 252V251H99ZM104 252V251H103ZM106 252V251H105ZM190 252H188L189 254ZM196 253V252H195ZM199 253V252H198ZM215 253V252H214ZM32 254V253H31ZM46 254V252H45ZM104 254V253H103ZM112 254V253H111ZM110 254V255H111ZM148 253H146L147 255ZM186 254V256L188 255ZM191 254V253H190ZM189 254V255H190ZM10 255V254H9ZM26 255V254H25ZM109 255V254H108ZM152 255V253H151ZM202 255V254H201ZM264 255V254H263ZM1 256V255H0ZM46 256V255H45ZM54 256V255H53ZM95 256V255H94ZM102 256V255H101ZM133 256V255H132ZM185 256V255H184ZM193 256V255H192ZM25 257V256H24ZM51 257V255H50ZM60 257V256H59ZM196 257V256H195ZM39 258V256H38ZM73 258V256H72ZM93 258V257H92ZM149 258V257H148ZM153 258V257H152ZM186 258V257H184ZM183 258V259H184ZM191 258V255H190ZM194 258V256H193ZM215 258V257H214ZM14 259V258H13ZM45 259V258H44ZM95 259V258H94ZM92 259V260H94ZM192 259V258H191ZM12 260V259H11ZM65 260V259H64ZM194 260V259H193ZM207 260V259H206ZM213 260V259H212ZM46 261V260H45ZM96 261V260H95ZM174 261V262H173ZM180 261V260H179ZM184 261V260H183ZM7 262V261H6ZM151 262V261H150ZM162 262V261H161ZM187 262V261H186ZM212 262V261H211ZM149 263V262H148ZM179 263V262H178ZM183 263V262H182ZM64 264V263H63ZM157 264V263H156ZM189 264V263H188Z\"/></svg>",
	"mask_w": 264,
	"mask_h": 264
}]
</instances>
